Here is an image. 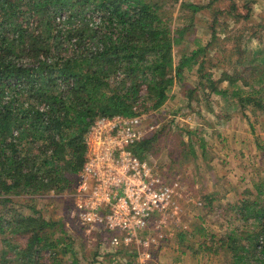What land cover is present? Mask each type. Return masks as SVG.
I'll return each instance as SVG.
<instances>
[{
  "label": "trees",
  "instance_id": "obj_1",
  "mask_svg": "<svg viewBox=\"0 0 264 264\" xmlns=\"http://www.w3.org/2000/svg\"><path fill=\"white\" fill-rule=\"evenodd\" d=\"M162 7L150 0H0V264H45L48 252L52 259L53 249L69 242L53 241L59 223L23 215L14 199L74 189L94 121L135 117L146 104L156 121L170 89L206 53L198 46L176 60L186 29L173 30ZM243 47L236 46L238 66L248 60ZM259 52L252 53V63ZM263 64L251 66L258 83L264 82ZM204 68L202 63L201 74ZM225 80L233 83L230 76ZM209 82L211 91L226 95ZM244 101L264 109L261 102ZM166 127L135 145V154L151 156ZM240 212L257 224L246 244L229 237L235 243L232 264H264V201H243ZM18 236H26V244Z\"/></svg>",
  "mask_w": 264,
  "mask_h": 264
},
{
  "label": "rangeland",
  "instance_id": "obj_2",
  "mask_svg": "<svg viewBox=\"0 0 264 264\" xmlns=\"http://www.w3.org/2000/svg\"><path fill=\"white\" fill-rule=\"evenodd\" d=\"M150 1L163 6L173 30L186 29L174 50L176 60L198 46L206 49L196 59L197 65L187 69L183 80L170 89L172 100L158 112L156 121L167 127L153 143L151 156L170 177H179L188 193L180 200L182 213L169 221L163 243L152 249V264H232L235 243L229 237L236 235L240 245L246 244L247 232L257 224L251 217H242L246 213L240 212L243 201H264V109L244 101L249 98L264 106V82L256 81L257 70L251 68L264 63L259 62L264 51V0ZM191 4L201 9L194 12ZM90 17L99 15L91 13ZM238 45L244 46L241 51L245 50L248 59L239 66ZM257 50L259 55L252 63ZM202 63L203 74L198 70ZM226 75L233 83L224 81ZM209 81H215L226 95L211 91ZM149 106L140 107L142 114L152 111L146 110ZM72 193L73 189L33 199L25 196L11 203L25 216L41 215L58 222L53 241L69 238L53 249L54 258L48 252L42 263L139 264L133 248L99 245L94 236L79 229L73 219ZM17 239L24 245L28 238Z\"/></svg>",
  "mask_w": 264,
  "mask_h": 264
},
{
  "label": "built area",
  "instance_id": "obj_3",
  "mask_svg": "<svg viewBox=\"0 0 264 264\" xmlns=\"http://www.w3.org/2000/svg\"><path fill=\"white\" fill-rule=\"evenodd\" d=\"M150 119L146 113L97 118L86 135V161L72 193L79 229L99 245L133 248L139 264H152V249L163 243L188 193L160 161L133 151L162 129Z\"/></svg>",
  "mask_w": 264,
  "mask_h": 264
},
{
  "label": "crops",
  "instance_id": "obj_4",
  "mask_svg": "<svg viewBox=\"0 0 264 264\" xmlns=\"http://www.w3.org/2000/svg\"><path fill=\"white\" fill-rule=\"evenodd\" d=\"M172 100V98L169 100V102ZM187 233V232H186ZM188 234V233H187ZM206 234H207V232L206 233H204V236L206 237ZM180 236L182 237V235L180 234ZM204 237V238H205ZM168 238V237H167ZM183 238V237H182ZM169 240H172V238H169V239H167V242L169 241ZM175 240H173V242H174ZM168 245V244H167ZM167 245L163 248V252L166 250V247H167ZM180 259L177 257V261H179Z\"/></svg>",
  "mask_w": 264,
  "mask_h": 264
}]
</instances>
